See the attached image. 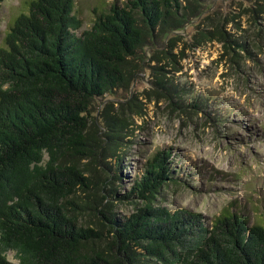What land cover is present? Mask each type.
<instances>
[{"label":"trees","instance_id":"obj_1","mask_svg":"<svg viewBox=\"0 0 264 264\" xmlns=\"http://www.w3.org/2000/svg\"><path fill=\"white\" fill-rule=\"evenodd\" d=\"M200 2L113 0L80 34L74 0H31L14 18L0 47V264H264L263 224L155 204L176 181L170 152L156 151L123 194L111 172L129 121L97 101L127 90L145 47L198 16ZM222 40L249 52L244 39ZM114 200L133 212L117 215Z\"/></svg>","mask_w":264,"mask_h":264},{"label":"rangeland","instance_id":"obj_2","mask_svg":"<svg viewBox=\"0 0 264 264\" xmlns=\"http://www.w3.org/2000/svg\"><path fill=\"white\" fill-rule=\"evenodd\" d=\"M29 1L1 2L0 47ZM112 1L74 0L81 20L76 33ZM201 1L198 16L145 47L147 57L127 90L97 101L99 108L113 102L111 112L129 121L120 165L113 166L119 171L111 172L123 194L156 151L170 152L166 162L176 181H166L156 205L200 212L208 223L225 210L240 212L249 224L264 225V12L252 11L264 0ZM223 34L244 39L249 52L224 48ZM154 72L165 73L176 90L156 86ZM197 98L203 105L195 108ZM114 203L117 215L134 210L131 201ZM7 256L16 261L12 251Z\"/></svg>","mask_w":264,"mask_h":264}]
</instances>
